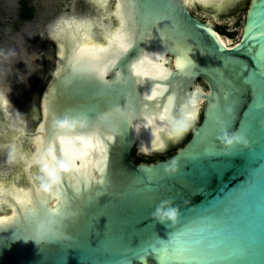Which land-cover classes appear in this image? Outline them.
I'll list each match as a JSON object with an SVG mask.
<instances>
[{"label": "water", "instance_id": "obj_1", "mask_svg": "<svg viewBox=\"0 0 264 264\" xmlns=\"http://www.w3.org/2000/svg\"><path fill=\"white\" fill-rule=\"evenodd\" d=\"M97 1L98 7L90 2L101 27L54 35L57 62L42 97L41 121L25 137L31 152L40 134L37 183L29 164L13 151L26 181L20 186L33 190L24 200L32 203L0 209L1 216L7 215L0 222V264H264V0H250L242 38L230 46L211 21L192 13L189 0ZM248 2L194 4L216 18ZM118 39L126 46L119 57L93 59L115 48ZM78 45L79 63L73 59ZM165 71L171 73L167 81L153 80ZM154 82L168 90L161 96L155 89L157 96L146 100ZM197 89L196 118L182 135L173 134L175 123L167 118H146L169 94L186 97ZM69 108L99 126L107 152L103 163L89 165L85 174L77 175L75 168L61 171L62 182L50 192L42 178L51 158L61 155L58 143L46 147L52 131L88 127L54 122ZM224 116L230 131L246 134L247 146L224 151L213 135L214 124ZM64 143L81 148L80 141ZM134 149L144 161H133ZM161 152L171 156L158 158ZM75 155L80 164L79 151ZM174 161L179 169L170 174L166 166ZM57 187L64 188L59 199ZM169 198L180 214L175 222L162 223L153 213ZM158 243L171 244L179 255L162 260ZM150 245L154 251H146ZM184 249L207 251L192 256Z\"/></svg>", "mask_w": 264, "mask_h": 264}, {"label": "rangeland", "instance_id": "obj_2", "mask_svg": "<svg viewBox=\"0 0 264 264\" xmlns=\"http://www.w3.org/2000/svg\"><path fill=\"white\" fill-rule=\"evenodd\" d=\"M30 1L35 13L32 19L24 21L20 17L21 0H0V117L3 123L9 122L8 127L0 123V174L10 179L14 173H22V167L13 155L11 145L2 140L5 139L2 134L8 133L9 127L32 132L41 121L43 92L57 62L54 26L64 18L98 14L90 0ZM249 5L250 0L244 9L216 18L197 4H193L192 9L206 20L237 31L236 38L229 37L233 44L241 38ZM36 116H39L38 120ZM34 148L35 144H31V149ZM24 179L22 177L20 182L26 183Z\"/></svg>", "mask_w": 264, "mask_h": 264}, {"label": "snow or ice", "instance_id": "obj_3", "mask_svg": "<svg viewBox=\"0 0 264 264\" xmlns=\"http://www.w3.org/2000/svg\"><path fill=\"white\" fill-rule=\"evenodd\" d=\"M217 40L219 41V37L217 36ZM121 48H125L126 46L121 44V41L118 39L116 42V47L113 49H109L106 51L105 55L103 56H97L94 57L93 59L97 62H111V59L113 56L119 57L121 55ZM141 56L143 59H147V54L141 53ZM73 59L79 63L82 59V52L80 50V47L78 45V49L76 50ZM138 63H142V59H138ZM95 66V65H94ZM185 66V62L182 59L180 61V67L183 68ZM132 68H136V64L131 65ZM171 73L165 71L164 73L158 74L157 76L153 77L154 81H167L170 77ZM139 82V81H138ZM168 85L166 84H161L159 82H154L152 85L153 91H152V96H147L145 97L146 100H151L155 96H157V92L155 89H161V92L159 95H163L164 91L168 90ZM200 90L197 89L196 92L193 93H188L186 97H180L176 93H171L167 96L165 102L163 105L157 104L155 107L159 111L156 113H147V119H155L157 116L159 119L163 120L167 118V120L174 122L177 126L182 124L185 120H192L196 118L197 114V93ZM149 106L147 104L142 105V108L145 110ZM183 114V115H181ZM91 114H88L90 116ZM58 122L61 124L62 127H75L77 123H81L82 125L87 124V130H78L74 133H67V132H57V131H52L48 144L46 147L50 148L53 146H56L58 143V151L61 155L59 156H53L51 158L50 164H51V169L53 172L58 167V162L66 161L69 164H72L73 167L76 169V174L77 175H82L85 174L86 172H89V165H95V164H101L103 163V158L107 152L106 146L103 144V141L101 139V134H100V128L97 124L93 123L90 119L86 118L85 114L74 110L72 108H69L68 110L65 111L64 114L60 116V119ZM228 119L226 116L223 118L222 123H217L214 124V131L213 135L214 136H220L223 134L225 129H229L228 127ZM173 134L178 135L177 129H173ZM108 139H113L112 136H108ZM82 141V140H91V144H81L80 149H75V146L72 144H65V141ZM93 140H95V143H93ZM79 151L80 153V158H81V163L77 164L76 163V155L75 152ZM225 152H227L226 149H224ZM91 156L92 159H86L87 157ZM106 167V165H105ZM51 174V173H50ZM73 177H69L71 180ZM64 188L63 187H57L56 188V195L55 198L59 199L61 194L63 193ZM37 196H39V189H37ZM47 197L44 198V202H47ZM20 203H29L31 204V200H21L19 201ZM53 212L57 210H52ZM157 249L159 252H162L163 255L160 257L162 260L168 261V260H173L179 255V251L174 250L173 246L169 244L167 247H165L162 244H157ZM145 250H142V252ZM146 251H154L152 246H149V249ZM183 251L187 252L189 255L195 256L202 254L207 251V249H199V250H191V249H184ZM150 259V257H149Z\"/></svg>", "mask_w": 264, "mask_h": 264}, {"label": "bare ground", "instance_id": "obj_4", "mask_svg": "<svg viewBox=\"0 0 264 264\" xmlns=\"http://www.w3.org/2000/svg\"><path fill=\"white\" fill-rule=\"evenodd\" d=\"M92 1V0H90ZM95 5L98 7V1L93 0ZM196 0H189L188 4L193 5ZM57 24V23H56ZM101 27L100 16L95 17H68L60 20L58 25L55 27L53 33L55 36L58 35V32L63 31H71L78 29H86V28H94ZM225 38V43L227 46L232 45L229 42V39ZM242 38V35H241ZM240 38V40H241ZM3 104V100L1 101ZM2 106V105H1ZM10 130L16 131V135L9 134L5 132L3 135L7 138V142L12 146L14 153L19 157V159L24 164H29V171L32 174V180L37 183L36 178H38V167H39V152H40V134H36L35 142V150L28 152L26 151V145L28 144L26 140L27 131L23 129H16L14 127H9ZM15 138V141L12 139ZM18 167V166H17ZM6 173V172H5ZM4 173V174H5ZM14 173V172H13ZM18 173V174H17ZM14 173L12 178H4L2 174H0V209L5 208L6 205L11 206L13 209L20 204L19 201L24 200L33 190L28 184H24L22 187L20 186V180L24 177L23 172L19 174V172ZM10 179V180H9ZM25 180V179H24ZM12 184L16 186H20L14 188ZM37 186H35L36 188ZM9 199L13 200L15 204L12 206ZM0 215V222L6 217Z\"/></svg>", "mask_w": 264, "mask_h": 264}, {"label": "clouds", "instance_id": "obj_5", "mask_svg": "<svg viewBox=\"0 0 264 264\" xmlns=\"http://www.w3.org/2000/svg\"><path fill=\"white\" fill-rule=\"evenodd\" d=\"M183 115V114H181ZM192 127L191 120H185L182 124L177 126L175 124V128L178 131V135H182L187 132ZM220 142L225 146L226 150H230L235 148L237 145L247 146L249 143L248 137L245 133L235 130L229 131L225 129L223 134L219 137ZM91 140H82L81 144H91ZM74 167L72 164L67 163L66 161L58 162V167L53 172L52 169L48 170L47 176L43 177L45 183L44 187L47 191H53L55 186L62 182L61 171L68 172L72 170ZM179 169V164L177 161H174L171 165L166 166V171L170 174L177 172ZM51 173V174H50ZM180 214V209L178 205H171V198L168 200L162 201L161 205L156 208L153 213V216L159 220L160 222L172 221L175 222Z\"/></svg>", "mask_w": 264, "mask_h": 264}, {"label": "trees", "instance_id": "obj_6", "mask_svg": "<svg viewBox=\"0 0 264 264\" xmlns=\"http://www.w3.org/2000/svg\"><path fill=\"white\" fill-rule=\"evenodd\" d=\"M35 13V9L31 4L30 0H21V13H20V17L22 20H29L32 19ZM171 155H157L158 158L161 159H167L169 158ZM156 158V157H155ZM132 159L135 161V163H140L142 161H144L143 157H140L139 154L137 153L136 149L133 150L132 152Z\"/></svg>", "mask_w": 264, "mask_h": 264}, {"label": "flooded vegetation", "instance_id": "obj_7", "mask_svg": "<svg viewBox=\"0 0 264 264\" xmlns=\"http://www.w3.org/2000/svg\"><path fill=\"white\" fill-rule=\"evenodd\" d=\"M201 7V6H200ZM203 9V8H202ZM205 10V9H204ZM191 11H192V13L195 15V16H197V17H199L200 19H202L203 21H209V20H206V19H204L203 17H201L199 14H197L196 12H194L193 11V9H191ZM206 11H208V10H206ZM215 26H216V28L221 32L220 34L222 35V36H224V37H226V38H228L229 39V37H231V38H236L238 35H239V33L237 32V31H233V30H227L226 29V26L225 25H218L217 23H215L214 21H211ZM234 33H236L235 35H234ZM173 57V56H172ZM173 59H174V57H173ZM52 77V76H51ZM200 81L201 82H203V84H204V81H203V79H200ZM45 89H46V87H45ZM45 89H44V91H45ZM43 94H44V92H43ZM43 97V96H42ZM36 105V104H35ZM41 107H42V100H41ZM0 110H2V107L0 106ZM0 123L1 124H3V125H5V127H8L9 125V122H7V123H3L2 122V116L0 117ZM9 131V130H8ZM9 134L11 133L12 134V132H8ZM187 134V133H186ZM3 135V134H2ZM186 135H184V137H185ZM183 137V138H184ZM2 140H4V141H7V138L5 137V139L4 138H2ZM179 148V147H178ZM178 148L176 149V151L174 152V154L177 152V150H178ZM137 151V150H136ZM137 153L140 155V154H143V153H140V152H138L137 151ZM160 155H162V152L161 153H159ZM173 154V155H174ZM144 155V154H143ZM134 161V160H133ZM135 162V161H134Z\"/></svg>", "mask_w": 264, "mask_h": 264}]
</instances>
